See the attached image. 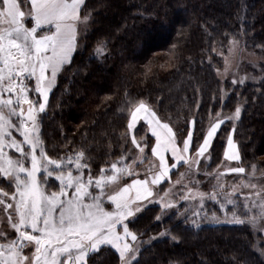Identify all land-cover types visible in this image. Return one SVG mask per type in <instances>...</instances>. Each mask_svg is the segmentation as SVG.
Instances as JSON below:
<instances>
[{
  "label": "trees",
  "instance_id": "trees-1",
  "mask_svg": "<svg viewBox=\"0 0 264 264\" xmlns=\"http://www.w3.org/2000/svg\"><path fill=\"white\" fill-rule=\"evenodd\" d=\"M84 16L89 28L79 37L73 64L58 75L41 122L49 155L83 149L99 174L101 166L122 157L130 132L127 108L140 101L178 136L195 118L194 136L201 138L217 113L232 117L239 106V119L218 131L208 170L224 162L233 135L240 166L264 172V78L244 86L222 83L215 53L242 40L264 59V0H84ZM101 42L105 54L98 57ZM144 129L133 135L152 141ZM168 213L152 205L137 218L139 264H264L262 238L248 225L195 229ZM92 264H119V256L105 249Z\"/></svg>",
  "mask_w": 264,
  "mask_h": 264
},
{
  "label": "snow or ice",
  "instance_id": "snow-or-ice-1",
  "mask_svg": "<svg viewBox=\"0 0 264 264\" xmlns=\"http://www.w3.org/2000/svg\"><path fill=\"white\" fill-rule=\"evenodd\" d=\"M83 4L84 0H0V178L6 183L0 187V211L13 230H0V264H92V257L105 249L115 250L119 264H139L141 247L138 230L133 228L141 210L156 200L154 189L179 166L191 170L200 158H209L222 124L240 117L239 106L232 117L217 113L202 138L194 136L193 118L187 134L178 136L140 101L131 111L128 128L137 130L143 120L155 142L141 137L140 143L133 135L132 143L141 154L150 148L158 162L143 178L137 176L123 186L121 177L133 175L124 157L93 174L90 157L83 149L49 155L41 122L58 75L75 60L78 26L88 20V16L81 17ZM104 46L101 42L96 50ZM224 157L228 161L241 159L231 135ZM252 168L254 175L255 165ZM226 171L243 174L246 169L237 166ZM217 181L220 191L214 188L204 193L198 187H188L181 195L186 202L199 198L194 216L203 210L206 197L218 201L222 208L235 205L233 196L239 189L233 186L226 192L219 177ZM241 187L250 189L240 192L244 208L249 212L256 209L248 220L253 224L264 220V187L251 180ZM159 202L164 210L175 203L164 197ZM155 218L161 219L159 215ZM233 219L245 222L235 211Z\"/></svg>",
  "mask_w": 264,
  "mask_h": 264
},
{
  "label": "rangeland",
  "instance_id": "rangeland-1",
  "mask_svg": "<svg viewBox=\"0 0 264 264\" xmlns=\"http://www.w3.org/2000/svg\"><path fill=\"white\" fill-rule=\"evenodd\" d=\"M89 19L86 22H82L79 27L80 36L84 35L89 28ZM242 40H231L225 48L218 49L215 51L216 55L221 59L222 66L217 70L216 75L222 83H231L234 86H244L247 84H258L264 78V59L260 56L255 55L253 52H250L246 44ZM96 56L102 57L105 54L103 47L100 51L96 50ZM233 80L236 83H233ZM242 81V82H241ZM57 82V81H56ZM56 85V83H55ZM54 85V86H55ZM137 105H132L128 109V116L130 119L131 111H134ZM143 116V113H141ZM158 117V116H157ZM159 118V117H158ZM129 121V120H128ZM214 121V120H212ZM163 122V121H162ZM145 126L144 133L152 134L148 128V125L141 120L140 124L137 125V128L140 126ZM135 130H130L129 135L124 142V162L132 170V176H123L121 177L120 184L123 186L124 183H130L132 179L143 178L146 171L149 167H155L157 164V158H155L150 151V148H145L144 154L139 152V149L132 143V137ZM233 138V135H231ZM20 139L19 136H17ZM152 142L154 144V137H152ZM234 144L237 146L238 152L239 147L236 141ZM143 143V141H138ZM227 142V141H226ZM227 149V143L225 150ZM146 156V159H141V156ZM240 155V153H239ZM121 158V157H120ZM118 160V159H117ZM209 158H200V163L198 166H194L193 169L189 170L187 165L179 166L178 169L173 170L175 173L174 179H171V174L169 178L162 182V185L157 186L154 191L158 192L156 200L152 205L160 206L159 198L164 197L165 201L172 202L174 201L173 207L167 209L168 214L176 213L179 221L184 222L185 224L194 227L195 229L205 227V226H216L221 224H240L248 225L256 237H261L262 242L264 243V220H259L257 223L253 224L248 220V216L256 214V209L249 212L244 208V199L240 196V192H247L250 189L241 187L242 183L251 180L252 183L258 185V187H264V172L259 171L255 168V174L253 175V168L246 170L243 174L238 173H229L226 171L228 167H237L240 166L239 161H228L224 157V162L215 168L213 171L208 170ZM116 160H113L114 162ZM196 167L199 168V171H196ZM243 167V166H241ZM181 173H184V176H181ZM217 177H219V183L224 184V191L230 192L232 187L235 186L239 189L233 199L236 201L235 205L227 204L226 207H221L220 203L215 200L205 198L203 210L199 212L198 215H193V210L198 207L199 198L194 202H186L180 199L182 194L187 192L188 187H193L199 189V191L204 193H211L214 188L216 191L220 189L216 188L218 183ZM179 181V183H177ZM198 181V184L195 183ZM168 182L165 186L163 184ZM0 187H6L4 178H0ZM165 192H168L169 195L165 196ZM257 204L260 203L259 200L256 201ZM162 208V207H161ZM187 209V211H186ZM145 209H142L138 214V217L143 213ZM164 210V209H163ZM233 211L236 212L237 216L240 219H244V223L236 222L233 219ZM215 217V218H214ZM195 221V223H194ZM0 230L7 231L11 233L13 230L7 225L6 216L0 211ZM140 247L142 249L143 243L139 240ZM114 250V249H113ZM26 254L28 250L26 249ZM115 251V250H114ZM118 255V254H117ZM139 257V256H138Z\"/></svg>",
  "mask_w": 264,
  "mask_h": 264
}]
</instances>
